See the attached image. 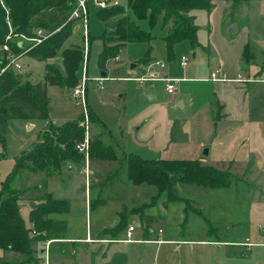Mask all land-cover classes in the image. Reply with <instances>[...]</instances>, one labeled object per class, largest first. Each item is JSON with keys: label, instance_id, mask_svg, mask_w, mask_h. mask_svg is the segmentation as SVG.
Here are the masks:
<instances>
[{"label": "rangeland", "instance_id": "obj_1", "mask_svg": "<svg viewBox=\"0 0 264 264\" xmlns=\"http://www.w3.org/2000/svg\"><path fill=\"white\" fill-rule=\"evenodd\" d=\"M117 2L124 11L122 19H127L148 32L152 37L150 46L157 47L166 33L162 24L157 22L155 27L150 29L147 21L136 20L125 1L117 0ZM88 6L87 53H84L82 25L78 22H73L72 36L63 46V49L77 46L83 51L81 79L70 91L64 86L48 85L47 111L50 125L52 123L55 127L79 119H82L84 123L87 122L88 151H90L91 140L96 139L101 142V146L113 152V157L97 155L103 148L98 146L93 159H87L79 152L82 156L81 161L62 162L61 171L56 173L59 175H53L47 179V193L54 200L66 201L68 209L61 214L49 215V218L53 222L64 224L63 228L57 227L64 238L84 237L86 233L91 234L92 237H98V233H102L108 237H115L116 240H122L126 239V232L130 226L134 228L132 240H139L138 238L143 240L142 237L149 238V235L151 240L160 236L164 239L165 234L176 239L192 238L208 241L241 238L246 231L244 212L248 203L258 197L262 199L264 195H252L248 201L245 195L238 191V186L241 183L249 187L253 184L260 187L254 183L258 180H249L247 177L242 179L238 177L235 180L234 164L219 162L214 157L217 151V138L207 139L202 128L197 131L190 130V122L186 115L188 110L181 112L176 105L168 103L167 100L170 98L166 96L164 83L140 85L137 81L123 79L128 77L125 47L120 50L118 61L109 60L104 68L99 67L102 51L101 38L103 35L105 39L112 37L117 19L104 25L98 19L101 9L94 6L92 0H89ZM192 14L199 28L197 33L199 47L195 49L198 54L193 59V51L189 44L186 41L181 42L174 50V60L166 64L171 71L169 74L171 77L183 76L181 74L183 70L187 72L184 74L187 77L195 71H201L203 67L206 68L207 64H211V60L208 61L203 56L202 50V46L208 42V30L205 29L208 15L205 11H194ZM233 14V20L240 30L244 27L249 30L250 48L242 60V69H251L252 73L262 70L261 79H264V0H240ZM236 24L233 25L236 26ZM8 27L11 28L10 25ZM105 28L106 33L103 34ZM211 32L210 28V35ZM237 35L234 37L229 35V38H236ZM13 37V41L20 40L19 36ZM32 45L25 42V47ZM182 57L188 60V67L184 69L179 66ZM156 59L160 58L157 56ZM19 63L20 70L17 72L21 73L23 83L40 82L45 73V66L62 69L60 54L46 62H38L24 56ZM143 65L136 69L139 76L142 75ZM173 69L175 73H172ZM102 72L107 79L98 85L94 79L103 78ZM84 76L88 79L84 98L88 111L87 120L83 114L85 105L80 99L72 96V91L81 86ZM94 76L97 78L92 79ZM252 76L256 78L255 73ZM149 87L154 88L153 99L144 95ZM89 113H92L100 123L92 124ZM182 122L185 124L183 125ZM27 123L28 121L23 120L6 122L4 143L0 144V189L8 175L12 173L20 155L33 150L46 132L52 133L49 131L51 128L49 122L34 121L28 125ZM198 137L202 139V143L206 142L200 148L195 147L193 143L198 141ZM143 150L147 151V156ZM196 150L199 152L202 165L228 171L232 178L228 188H220L212 192L213 189L180 184L178 178L174 177L169 189L160 192L152 185H136L128 180L129 157L136 156L143 159L136 153L148 158L151 157V153H156L158 160L182 161L187 160L186 157ZM206 150L209 154L204 155ZM43 178L42 175L30 176L25 180L24 186L34 188ZM235 181L238 183L237 186ZM19 183V178H16L13 187L19 188ZM31 203L37 205L39 201H27L20 197L19 212L25 226L30 230L34 229L30 222V213L34 209L31 208ZM49 205L57 209L55 204ZM118 225L123 228L114 234L112 231L118 229ZM142 233H146L145 236ZM47 240V242L51 241L48 247L47 242L32 244L37 250L36 257L39 259V264H49V262L50 264H74L83 257V254L87 257L94 254L96 247L99 246L63 244L59 240L48 237ZM100 246L105 247L108 264H217L218 253L222 250V247L203 244L156 245L153 242L110 243ZM126 256L129 259H125ZM16 258H18L16 254L7 256V259L12 261Z\"/></svg>", "mask_w": 264, "mask_h": 264}, {"label": "trees", "instance_id": "obj_2", "mask_svg": "<svg viewBox=\"0 0 264 264\" xmlns=\"http://www.w3.org/2000/svg\"><path fill=\"white\" fill-rule=\"evenodd\" d=\"M69 1L71 2V0H0V47L5 43L10 32L12 36L30 39L35 37V32L43 30L49 36L25 56L38 62H46L58 54L62 58V69L45 66L43 78L37 83L30 81L23 83L21 73L13 69H8L0 76V144L4 143L6 122L9 120L49 122L51 126L49 131L52 132H46L33 150L20 155L12 173L2 183L0 250L8 254H16L18 258L13 261L7 258L0 259V264H39V259L36 257L37 250L32 244L46 243L47 237L64 239L57 229L58 226L63 228L64 224L53 222L49 215L66 212L67 202L54 200L47 193V179L61 171L62 162L82 160L76 145L83 142L86 131L89 130H86L82 119L59 127L52 126L47 111L48 85L64 86L70 91L81 79L83 51L77 46L63 49L65 42L72 36L73 22H67L71 12ZM120 1L127 3L136 20L147 21L150 29L161 20L162 27L166 30L162 41L169 62L174 60V49L181 42L186 41L193 52L199 47L197 39L199 28L192 13L205 11L209 15L213 9L211 0ZM239 1H232V13H235ZM123 14L124 11L120 6L101 9L98 13V19L104 25L117 19L112 37L105 39L103 35L101 38L102 51L98 64L100 68H104L109 60L116 59L120 50L127 44H146L148 49L140 63L148 65L150 62L151 35L133 22L122 19ZM105 33L106 28L103 31V34ZM10 47L14 54L20 52L19 45L14 41L10 43ZM249 48L250 45L245 46L243 58ZM4 64L6 58H1L0 54V67ZM89 114L92 124L100 123L92 113ZM101 127L104 128L103 125ZM98 146L103 147L98 140H91L87 159H93ZM97 155L113 157V152L103 147ZM33 175H42L44 178L34 188L24 186L25 180ZM127 177L133 184L152 185L160 192L169 189L174 177L178 178L180 184L213 190L228 188L232 180L228 171L202 165L198 160H146L136 156L128 159ZM16 178L20 180L19 188L13 187ZM20 197L27 201H39L30 213V222L34 226L32 230L25 226L20 215ZM49 204H55L57 209H53ZM119 226L112 231L114 234L123 228Z\"/></svg>", "mask_w": 264, "mask_h": 264}, {"label": "crops", "instance_id": "obj_3", "mask_svg": "<svg viewBox=\"0 0 264 264\" xmlns=\"http://www.w3.org/2000/svg\"><path fill=\"white\" fill-rule=\"evenodd\" d=\"M211 1L213 9L206 21L207 28L205 27L208 30V42L202 46L203 56L208 61L211 60V64H207L206 68L203 67L201 71H195V73L187 77L184 76L187 73L184 70L181 72L183 74L181 77L169 76L171 71L168 65H166L164 70L153 69V72H157L160 76L179 80L174 94L170 96L166 94L170 98L167 100L168 103L176 105L181 112H185V109L188 110L186 115L187 120L190 122V130L197 131L202 128L207 139L217 138V151L214 157L219 162L234 164L235 180L238 177L239 179L247 177L249 180H258V182L255 181L254 183L260 187L253 186L254 184L249 187L241 183L238 186V191L244 194L249 201L252 195H264V79H261L263 71L252 73L251 69H242L245 46L250 45L248 41L249 30L245 27L240 30L238 24L233 20L234 14L231 12L233 0ZM225 15L226 19H224ZM159 22L161 23V20ZM232 24L237 26L235 33L227 31ZM209 26L212 29L211 35ZM236 34H238L236 38H229V35L234 37ZM147 49L148 46L146 44L139 43L125 46L124 52H126L127 57L128 77L123 79L129 80L148 75L145 70H151L150 66L156 61H162L165 64L169 63L165 55L164 42L160 41L157 47L153 46L152 48L150 46V62L148 65L142 66V75L139 76L136 69L142 65L140 61L145 56ZM195 51L196 57L198 51ZM157 56L160 59H156ZM119 57L115 61H118ZM131 66H133V69H131ZM174 70H172V73H175ZM215 72L225 73L230 81H209L208 78ZM254 73L256 78L252 76ZM237 75H240L243 79L251 80V82H236L234 80H236ZM94 78H97V76L92 79ZM149 88L152 89L151 99H153L154 88ZM182 124L184 125L185 123L182 122ZM193 143L197 148L206 144V142L202 143L201 138ZM144 152L146 155L147 151L145 150ZM136 154L146 160H158V154L156 153H151L149 158L145 157V155ZM186 158L188 159L185 161H200L197 150L190 153ZM237 184L235 181L236 186ZM214 191L212 190V192ZM259 198L248 203L244 212L246 231L241 238L236 240L176 239L167 234H165L164 239L160 236L155 240H151L148 234L149 238L142 237L143 240L138 238L139 240H132L133 242L126 243L122 242L125 239L116 240L115 237H108L102 235V233H98V237H92L91 234L86 233L84 237L64 238L59 240V242L70 245H99L96 247L94 254L92 253L88 257L83 254V257L74 262V264H108L107 253L104 252L105 247L100 245L110 243L138 244L140 242H153L155 244L157 240L161 242H157L156 245L181 243L222 247L221 252L217 256V264H264V197L262 199ZM202 201L204 202L205 200ZM145 234L142 233L143 236ZM247 244H250V246H247ZM8 255V253L0 250V259L7 258ZM125 259H129L128 256Z\"/></svg>", "mask_w": 264, "mask_h": 264}, {"label": "built area", "instance_id": "obj_4", "mask_svg": "<svg viewBox=\"0 0 264 264\" xmlns=\"http://www.w3.org/2000/svg\"><path fill=\"white\" fill-rule=\"evenodd\" d=\"M89 0H71V2H68V6L71 7V12L70 15L67 19V22H78L82 25L83 33H84V43H85V52L87 53L88 50V35H89V6H88ZM94 6L98 7L99 9H108L112 7L118 6V2L113 1V0H92ZM49 35L45 34V31L43 30H38L35 32V37L34 38H25L23 36H19L20 40L14 41L17 45L22 44V47L18 48L20 50L19 53L14 54L13 51L11 50L10 43H13L14 37L11 35V33L6 37L5 43L0 47V54L1 58H6V64L0 67V76L7 71L8 69H13L15 71L20 70V60L25 56V54L39 45L43 40H45ZM22 39V40H21ZM25 42L32 43L33 45L31 47H25ZM87 55V54H86ZM179 66L181 68H187L188 67V60L185 57H182ZM166 67L165 62L162 61H156L154 62L150 68L147 71L148 75L141 76V77H136L133 79L129 80H134L140 83V85H143L144 83H155V82H162L165 84V93L170 96L173 95L174 92L176 91V84L179 82L178 79H172L164 76H160L157 72H153V69L156 70H164ZM107 78H99V79H94L95 82L100 85L102 82L106 81ZM88 79L86 76L82 78V84L79 86L77 89H74L72 91V96L76 99H80L82 101V104L84 106L83 114L85 117V120H87L88 116V111L86 104H84V98H85V92H86V81ZM209 81L212 82H229L230 80L226 77L223 72H215L210 75L208 78ZM236 82H242V83H247L251 82V80L248 79H243L240 75H237ZM102 88V87H101ZM83 125L85 126L86 130L88 129V124L87 122L84 123ZM88 133L86 131V136L83 140L82 143H79L76 145V149L78 152L84 154L87 158L88 155ZM134 231V228L132 226L128 227L127 232H126V239L122 240V242L130 243L133 242L131 237H132V232ZM116 242V241H115ZM160 243L161 241H155L157 244ZM51 241L46 243V246L48 247ZM247 246H250V244H247Z\"/></svg>", "mask_w": 264, "mask_h": 264}, {"label": "water", "instance_id": "obj_5", "mask_svg": "<svg viewBox=\"0 0 264 264\" xmlns=\"http://www.w3.org/2000/svg\"><path fill=\"white\" fill-rule=\"evenodd\" d=\"M228 32H232V33H235L236 32V26L235 25H230L229 27H228V30H227ZM20 47H22V44H20L19 45ZM192 58L194 59L195 58V53L193 52L192 53ZM131 69H133V66H131ZM101 76L103 77V78H105V73H101ZM151 92H152V89L151 88H149V89H147L146 91H145V93H144V95L146 96V97H148L149 99H151L152 98V96H151ZM207 153H208V151L206 150V152L204 153V155H207ZM31 205V208L33 209L34 208V204L33 203H31L30 204Z\"/></svg>", "mask_w": 264, "mask_h": 264}]
</instances>
